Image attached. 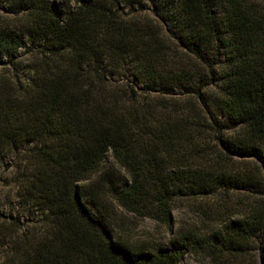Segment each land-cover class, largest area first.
Here are the masks:
<instances>
[{"label":"trees","instance_id":"16d2710c","mask_svg":"<svg viewBox=\"0 0 264 264\" xmlns=\"http://www.w3.org/2000/svg\"><path fill=\"white\" fill-rule=\"evenodd\" d=\"M149 1L166 33L152 18L124 19L119 0H18L31 18L23 35L44 50L27 87L9 89L0 160L26 153L16 195L41 219L6 226L0 216L9 264H180L188 237L132 248L114 236L104 195L169 222L175 197L233 186L230 172L207 170L196 153L208 132L264 171V0ZM14 46L20 36L9 31V53ZM188 96L200 111L178 99ZM227 130L238 134L226 139ZM109 157L128 178L107 169ZM259 225L230 222L222 249Z\"/></svg>","mask_w":264,"mask_h":264},{"label":"rangeland","instance_id":"374dc122","mask_svg":"<svg viewBox=\"0 0 264 264\" xmlns=\"http://www.w3.org/2000/svg\"><path fill=\"white\" fill-rule=\"evenodd\" d=\"M56 1L70 7L78 4V0ZM119 1L124 8L120 13L124 19L137 17L147 22L152 18L166 33L165 24L155 17L149 0L129 6H125V0ZM28 27H31V18L28 12L20 9L18 0H0V121L9 119V89L13 92L27 87L28 80L33 77L37 58L44 50L37 37L23 35L30 31ZM9 31L18 34L21 42V46L12 47L10 53ZM184 59L188 66L194 68L195 61ZM178 99L188 101L201 110L194 96ZM202 117L203 126H209L210 120L204 115ZM237 134L227 130L223 136L227 139ZM196 153L199 156L206 154L202 163L207 170L213 173L222 170L230 172L231 178L238 180L237 183L216 189L206 186L210 190L175 197L170 202L169 222H164L157 211V218L130 212L115 199L104 195L103 201L111 217L114 236L137 249L166 246L170 241L188 237L189 245L180 264H264V171L261 164L253 156L227 155L210 132L204 146ZM25 155V152L11 151L4 153L0 160V216L1 224L6 226L18 217L22 219V225L28 226L33 225L32 221L41 219L35 208L22 207L16 195L23 182L22 174L29 165ZM107 169L115 176L128 178L112 157H109ZM87 184L80 182L79 186L82 188ZM230 222H239L244 227L252 226L253 222L260 225L225 251L220 241L226 236L225 228ZM9 256V247L0 239V264H9Z\"/></svg>","mask_w":264,"mask_h":264}]
</instances>
